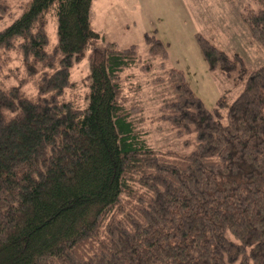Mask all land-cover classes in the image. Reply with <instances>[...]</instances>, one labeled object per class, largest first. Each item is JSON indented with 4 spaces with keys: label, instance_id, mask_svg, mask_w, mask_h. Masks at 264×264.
<instances>
[{
    "label": "trees",
    "instance_id": "obj_1",
    "mask_svg": "<svg viewBox=\"0 0 264 264\" xmlns=\"http://www.w3.org/2000/svg\"><path fill=\"white\" fill-rule=\"evenodd\" d=\"M252 1L242 19L264 48V0ZM92 2L29 0L0 30V264H264V62L251 69L198 33L209 69L242 86L211 110L145 33L164 72L159 119L182 146L154 148L122 85L128 68L152 67L137 44L92 27ZM89 48L80 106L66 94ZM13 52L31 94L23 78L9 82Z\"/></svg>",
    "mask_w": 264,
    "mask_h": 264
},
{
    "label": "rangeland",
    "instance_id": "obj_2",
    "mask_svg": "<svg viewBox=\"0 0 264 264\" xmlns=\"http://www.w3.org/2000/svg\"><path fill=\"white\" fill-rule=\"evenodd\" d=\"M29 0H8L9 9L0 13V30L20 15ZM256 7L252 0H93L90 10L92 27L106 41H115L119 47L137 44L144 64L128 68L122 73L124 95L132 112L137 129L149 145L159 149L182 147L167 122L160 120L163 102L162 85L155 84L164 77L159 57L148 55L143 41L145 33H151L164 41L168 48L166 67L183 70L187 82L206 107L215 110L222 96L236 95L242 89L234 78L220 71H211L203 55L197 34L210 39L215 45L232 55L239 53L247 65L254 69L264 62V48L256 43L242 19L247 7ZM47 30L50 49L57 42V21L54 13L48 14ZM89 48L86 55L71 69L72 86L66 97L83 106L88 92ZM6 67L9 82L23 78L27 93L35 92V84L27 77L21 56L13 52ZM233 96V97H234ZM170 128V129H169Z\"/></svg>",
    "mask_w": 264,
    "mask_h": 264
}]
</instances>
